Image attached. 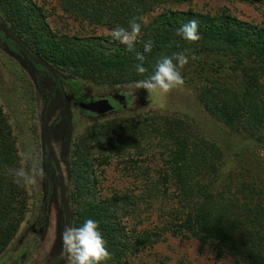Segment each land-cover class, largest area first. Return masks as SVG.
Listing matches in <instances>:
<instances>
[{"label":"trees","instance_id":"1","mask_svg":"<svg viewBox=\"0 0 264 264\" xmlns=\"http://www.w3.org/2000/svg\"><path fill=\"white\" fill-rule=\"evenodd\" d=\"M60 1L66 11L114 29L127 28L133 17L144 18L159 5L192 0ZM244 1L264 4V0ZM193 19L198 21L201 39L190 43L177 36L176 31ZM0 22L54 71L59 82H70L77 91L86 82L98 89L135 83L150 76L162 56L185 52L189 57V63L181 70L185 85L194 88L212 119V127L186 115L152 111L103 121L87 132L88 137L113 153L134 134L155 127L166 131L172 145L166 154L160 185L174 192L176 207L162 226L137 235L132 244L128 243L117 215L120 199L85 200L82 194L88 193L89 186L82 174V140H77L70 151L71 166L64 175L70 226L78 227L87 219L99 223L112 254L103 264H126L127 250L137 253L159 241L165 232L194 238L201 247L212 243L217 254L228 255L235 264H264V107L258 106L253 93L259 79L264 78V25L239 19L226 10L212 14L190 8H164L145 24L138 21L141 35L129 50L114 39L52 32L33 0H0ZM148 43L151 51L144 52ZM0 49L11 54V49L17 50L29 64L47 73L1 32ZM137 52L145 56L144 67L148 71L144 75L135 70L139 63ZM36 81L39 90L50 88L51 84L42 78ZM17 140L0 104V255L13 240L28 210V186L14 183L8 171L21 166ZM62 154L64 158L68 156ZM48 161L51 164V159ZM51 166L58 237L44 264H56L64 253L60 186ZM25 167L29 169L28 165ZM158 189V184H153L151 190Z\"/></svg>","mask_w":264,"mask_h":264},{"label":"rangeland","instance_id":"2","mask_svg":"<svg viewBox=\"0 0 264 264\" xmlns=\"http://www.w3.org/2000/svg\"><path fill=\"white\" fill-rule=\"evenodd\" d=\"M33 1L45 15L50 30L56 34L80 38L99 36L113 40L110 35L112 29L66 11L60 0ZM164 8H190L212 14L226 10L239 19L264 25V4L244 0H192L162 4L145 15L143 23ZM24 64L21 59L11 58L0 49V104L17 133L19 152L29 156L26 164L29 166L28 170L41 171L38 145L40 105L36 106L30 100L29 94L34 89V80L31 78L33 69ZM134 84L114 87L123 97L124 104L105 117H85L80 114L76 102L72 105L75 112V117L72 118V138L75 142L82 140L85 154L82 158L85 160L82 174L89 186L88 193H83L82 197L95 202L120 199L117 215L123 225L125 238L131 244L137 235L156 230L174 213L175 194L160 185L163 181L161 172L172 140L163 128L155 127L134 134L117 151L108 153L102 143L88 137V130L113 118H133L151 114L152 111L186 115L212 127V119L198 100L193 87L184 84L182 88L164 93L159 89L147 92L135 88ZM83 87L88 94L109 91L98 89L88 82ZM253 93L258 106L264 107V78L259 79ZM66 159L67 165L61 163L63 173H67L65 166H71L72 154ZM71 181L70 178V183ZM153 184H158L159 187L155 192L151 190ZM43 186L41 175H36L35 183L28 186V210L13 240L0 255V264H44L47 253L58 237V208L56 199L41 197L40 190ZM125 259L126 264H235L228 255L217 254L212 243L201 247L194 238L173 236L169 232L163 233L156 243L140 248L137 253L127 250ZM63 264H68L67 259Z\"/></svg>","mask_w":264,"mask_h":264},{"label":"clouds","instance_id":"3","mask_svg":"<svg viewBox=\"0 0 264 264\" xmlns=\"http://www.w3.org/2000/svg\"><path fill=\"white\" fill-rule=\"evenodd\" d=\"M143 17H133L128 22V27L117 26L111 30L112 38L121 44L127 46L129 50L133 49L134 43L141 35L142 25L138 21H143ZM176 35L182 37L185 41L195 43L201 39L199 34L198 21L193 19L183 24L176 31ZM151 51V43L145 44L144 52ZM135 65L138 74L144 75L148 69L144 67L145 56L139 52L136 53ZM193 60L195 56L191 57ZM189 63V57L185 52L173 53L171 56L160 57L155 64L153 73L146 79L135 82L134 87L152 92L159 89L168 93L172 89L182 88L185 80L182 75V69ZM29 156L24 154L20 159V167L9 169V174L13 177L14 183L20 186H29L35 183L36 175H43L42 171L27 170ZM63 251L66 254L68 264H103V262L112 258L108 250V241L104 238L99 228V223L92 219H87L80 226H66L61 233Z\"/></svg>","mask_w":264,"mask_h":264},{"label":"flooded vegetation","instance_id":"4","mask_svg":"<svg viewBox=\"0 0 264 264\" xmlns=\"http://www.w3.org/2000/svg\"><path fill=\"white\" fill-rule=\"evenodd\" d=\"M8 40V39H6ZM10 41V40H9ZM12 42V41H11ZM11 53L7 52V50L3 49V53L11 58L14 59H21L25 62L24 65L30 68H34L32 70L31 78L34 80V89L32 90V94H29L30 100L35 102L36 106L37 104L40 105V110L38 114V145H39V167L41 168V171L43 175H41V181L43 183V187L40 190V195L43 197V199H51L54 198L53 196V183L54 180L53 177V171H52V164L53 168L56 172L54 162L51 157V153L49 148L44 145L42 136H41V124H42V114H43V107L46 103V111H45V126H44V133L45 137L53 149L54 155L56 157V160L59 164L61 173L64 175L66 173L62 172L61 169V163H65L67 165V159L63 157L64 154H68V158L70 157V151L72 146L74 145L75 141L72 138V118L75 117V112L72 110L73 102H76L80 114L85 117H92V118H102L105 117L107 114H109L112 111H115L118 109V107H122L124 104V99L122 96H120L117 89H109V91L105 93H98V94H88L84 87L82 86L80 88V91H77L74 87H72L69 83H63L59 82L57 76L55 75L54 71L50 69L49 67H45L41 64L42 68L45 69L47 73H43L42 71H39L37 66H32L29 64L28 60L25 58L23 54L18 52L15 49H11ZM26 55V54H25ZM28 57V56H27ZM31 60V59H30ZM42 78V81L45 83H50L51 85L46 88H43L42 91L39 90L37 84L39 85V81H36V79ZM56 82V87H54ZM51 89H53V92L51 96L49 95ZM60 91V93H59ZM40 97H39V94ZM107 99L110 104L113 106V109L109 112L98 114L91 112L81 106V102H89L94 101L97 99ZM31 104V103H30ZM49 159H51V164L49 163ZM67 169V166H65ZM57 176V172H56ZM58 179V176H57ZM53 180V181H52ZM59 184V179H58ZM66 188V187H65Z\"/></svg>","mask_w":264,"mask_h":264},{"label":"water","instance_id":"5","mask_svg":"<svg viewBox=\"0 0 264 264\" xmlns=\"http://www.w3.org/2000/svg\"><path fill=\"white\" fill-rule=\"evenodd\" d=\"M0 32L3 33L4 38L8 39L10 41H12L14 44H16L30 59L32 62L36 63V64H41L44 65L47 68V65H45L40 59L39 57H37V55L33 54L13 33H11L4 25L2 22H0ZM54 87H56V82ZM53 92V89H51L49 95L51 96ZM46 103L43 107V114H42V124H41V136H42V140L44 145H46L51 153V157L52 160L54 162L55 165V169L57 172V176L59 179V186H60V199H61V205H62V210L64 213V228L66 226H70V209H69V205H68V201H67V196H66V188H65V184H64V178L63 175L61 173L59 164L56 160V157L54 155L53 149L51 148V146L49 145L46 137H45V133H44V126H45V111H46ZM81 106L91 112L94 113H98V114H102V113H106L109 112L113 109V106L110 104V102L107 99H97L94 101H89V102H81ZM67 259L66 254L63 253V255L60 257L59 261L56 264H63V262Z\"/></svg>","mask_w":264,"mask_h":264}]
</instances>
